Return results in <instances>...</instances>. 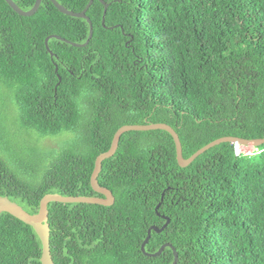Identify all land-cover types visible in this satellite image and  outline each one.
Returning <instances> with one entry per match:
<instances>
[{"label":"trees","instance_id":"16d2710c","mask_svg":"<svg viewBox=\"0 0 264 264\" xmlns=\"http://www.w3.org/2000/svg\"><path fill=\"white\" fill-rule=\"evenodd\" d=\"M25 11L36 0H13ZM74 12L90 0H57ZM94 0L90 25L43 0L31 17L0 0V85L13 96L22 129L38 140L69 133L71 147L52 149L36 182L10 169L0 135V196L36 214L47 194L100 196L91 187L97 157L124 125L166 123L183 156L222 137L264 138V0ZM56 66L58 70L56 71ZM59 77L62 78L61 82ZM236 156L223 143L189 166L177 162L166 131H130L103 162L106 207L51 202L55 264H264V145ZM162 195L164 199L162 201ZM161 203L156 211V206ZM33 229L0 215V264H42Z\"/></svg>","mask_w":264,"mask_h":264},{"label":"water","instance_id":"95a60500","mask_svg":"<svg viewBox=\"0 0 264 264\" xmlns=\"http://www.w3.org/2000/svg\"><path fill=\"white\" fill-rule=\"evenodd\" d=\"M43 0H36L34 6L28 10L25 11L22 8H20L13 0H6L8 5L16 12L18 15L23 17H31L35 15ZM55 7L63 14L74 17V18H80L84 19L88 22L90 25V34L89 38L85 43H74L72 41L66 40L60 36L57 35H50L45 40V45L47 47V50L49 51L52 58L55 57L54 53L50 50L49 47V41L51 39H57L63 42L68 43L69 45H72L74 47L82 48L86 47L90 40L93 37L94 29L91 19L87 16L88 10L91 8L92 4L94 3V0H90L85 9L81 12H74L63 5H61L57 0H50ZM102 5L104 6V17H103V24L105 23V16L107 14V10L109 5L104 0H99ZM58 70V67L56 66V71ZM62 78L59 77V81L61 82ZM155 130H163L168 132L174 139L175 146H176V154H177V162L180 167L185 168L189 166L191 163H193L200 155L204 154L211 148L218 146L223 143H231V144H238L239 146H253L255 148H258L262 145H264V138L260 139H241L237 137H222L219 138L206 146L202 147L198 151H196L192 156H190L188 159H186L183 156V148L182 144L179 138V135L177 134L176 130L171 127L170 125L166 123H146L143 125H124L121 128L117 130L115 133L111 147L108 151L100 154L95 162V167L90 179L92 190L100 195V196H63L60 194H47L45 195L40 202V208L38 213L36 214H30L22 206L17 204L14 201H11L6 196H0V215L2 213H8L15 218L19 219L20 221L24 222L25 224L33 227L37 235L39 236L41 243H42V255H41V263L42 264H55L52 253H51V245H50V226H49V210L48 206L51 202H57V203H82V204H93V205H102V206H112L115 203V197L109 189L102 187L99 184V175L102 171V165L103 162L115 155V153L118 150L119 143L121 136L130 131H138V132H144V131H155ZM164 199V195H162V201ZM161 203H159L156 206V211L159 209ZM164 220H166V223L161 227L158 228L156 226H151L147 231V237L143 241L141 245V251L143 254L147 257H157L160 256L163 251L166 248H170L173 251L174 254V261L172 264H177L179 261V255L177 250L172 246L170 243L163 244L159 250L155 253H148L146 252V245L151 239L152 232L155 233H162V231L169 225L170 219L166 216H163Z\"/></svg>","mask_w":264,"mask_h":264},{"label":"rangeland","instance_id":"374dc122","mask_svg":"<svg viewBox=\"0 0 264 264\" xmlns=\"http://www.w3.org/2000/svg\"><path fill=\"white\" fill-rule=\"evenodd\" d=\"M4 134L7 148L6 156L11 160L9 166L14 175L28 181L30 185L33 180L39 181L51 165L50 154L52 149H63L71 147L75 140L69 133L57 137L40 140L37 136L22 129L18 107L13 96L0 85V135ZM241 150L246 155L252 156L259 153L258 148L253 146H242Z\"/></svg>","mask_w":264,"mask_h":264},{"label":"built area","instance_id":"2783aa9c","mask_svg":"<svg viewBox=\"0 0 264 264\" xmlns=\"http://www.w3.org/2000/svg\"><path fill=\"white\" fill-rule=\"evenodd\" d=\"M241 147L242 146H239L238 144H235V154H236V156L246 155V153H244L241 150Z\"/></svg>","mask_w":264,"mask_h":264}]
</instances>
